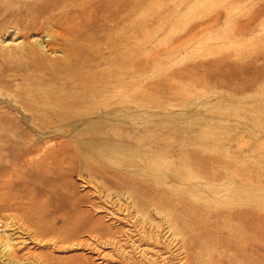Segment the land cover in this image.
<instances>
[{"label": "rangeland", "instance_id": "rangeland-1", "mask_svg": "<svg viewBox=\"0 0 264 264\" xmlns=\"http://www.w3.org/2000/svg\"><path fill=\"white\" fill-rule=\"evenodd\" d=\"M0 99V264H264V0H0Z\"/></svg>", "mask_w": 264, "mask_h": 264}, {"label": "bare ground", "instance_id": "bare-ground-1", "mask_svg": "<svg viewBox=\"0 0 264 264\" xmlns=\"http://www.w3.org/2000/svg\"><path fill=\"white\" fill-rule=\"evenodd\" d=\"M71 52H73V51H71ZM69 53L67 54V56L65 58L66 63L68 61L72 60V55ZM73 53L75 54V52H73ZM53 73L58 74L59 71L57 69H53ZM8 84H10V83H8ZM32 101H33V99H32ZM0 103L6 104V106L9 104V102L5 99H0ZM28 103L29 104L26 105V102H24L22 106H25L26 108L30 109L29 112L31 113V116H29V115L25 116L24 115V116L19 117L18 114L20 112V110H19L20 106H16L17 104L9 106V109L11 110V112H14L15 115L17 114L16 115L17 118H15V119L23 120L26 118L29 119V117H30L31 119H33V121L35 120V117H36L35 105L33 102L31 103L28 101ZM41 107H43V106H41ZM26 112H28V111H26ZM8 119L9 118L7 117V114H3L1 116V118H0V130L4 129L2 127V125H5V124H6L5 126L11 125V123L9 122ZM29 129H33V128L31 127ZM22 137L21 138H9L8 139L4 134H2L0 132V190H3V189H5V187H8L9 184L5 180L4 176L9 174L10 172L12 173V172L17 171V169L15 168L16 163H21L24 161V164L26 165L29 172L31 173L30 177L33 178V173H34L33 169L36 165V159L34 157V154H35L34 139L27 138L24 141V139ZM24 137L26 138V136H24ZM18 146H23V147L18 148ZM8 147H10L11 149H8ZM12 149H15V150H12ZM17 168H19V167H17ZM18 172H20V171H18ZM12 183H13L14 187L17 188L15 196L13 197L14 201L11 203L10 202L8 203L5 200V198L0 199V216L5 220L4 222H6V223H4V225L6 227L8 225L9 226H15V227L18 226L19 228L23 229L25 232L33 234L34 229L37 228L38 226L33 225L31 227H28L27 223L29 221H34L35 215H39V214L44 213V205L42 204V201L40 200V198L33 192V188H34L33 183L28 184V187L30 188V193H29V195H25V196H23V194H22L24 189L21 188V184H20L19 179L17 178V180H13ZM10 185H11V182H10ZM9 221H10V223H9ZM34 222H36V221H34ZM90 233L94 234L95 231H90ZM31 236L29 237L30 239H31ZM32 238H33V236H32ZM27 261H29V260L27 259ZM32 262L33 261H31V264H34ZM40 264H41V262H40ZM52 264H54V263H52Z\"/></svg>", "mask_w": 264, "mask_h": 264}]
</instances>
